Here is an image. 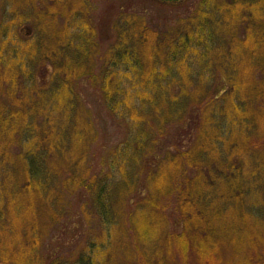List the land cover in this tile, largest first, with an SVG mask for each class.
<instances>
[{"label":"trees","instance_id":"obj_1","mask_svg":"<svg viewBox=\"0 0 264 264\" xmlns=\"http://www.w3.org/2000/svg\"><path fill=\"white\" fill-rule=\"evenodd\" d=\"M27 3L34 17L12 20L54 46H31L38 71L30 46H9L19 94L12 81L0 106V264L37 255L40 240L28 234L12 251L3 244L45 215L55 221L60 190L86 193L99 230L70 260L38 264H110L118 234L142 264V250L150 264H264V0H202L196 18L162 39L125 4L104 51L91 0ZM81 80L125 129L99 172Z\"/></svg>","mask_w":264,"mask_h":264},{"label":"rangeland","instance_id":"obj_2","mask_svg":"<svg viewBox=\"0 0 264 264\" xmlns=\"http://www.w3.org/2000/svg\"><path fill=\"white\" fill-rule=\"evenodd\" d=\"M201 2L202 0H185L177 4H157L152 0H91V13L90 18H88L96 26L104 51L112 42L116 33L112 26L117 21L120 6L126 4L132 7L131 11L142 17L149 30L155 32L156 36L159 35L158 39H162L165 35L181 30L185 24L196 18ZM18 16H24L29 20L34 17L31 5L27 3V0H0V31L6 25H8L7 30L9 31L5 38L0 37V106L2 107L10 102L8 92L11 82L16 80L18 83L17 77L13 80V75L17 73V69L13 70L16 67L10 68L9 65L14 64L15 60H19V56L10 60V55H8L9 46H30L25 57L29 62L30 69L34 71L35 69L38 71L41 67L37 66L35 68V61L39 59L38 47L31 46H54L51 37H48L49 35L42 38L39 32L29 26V23L22 26L15 24L13 20ZM216 16L219 20L220 14L218 13ZM59 22L61 24L62 20L59 19ZM5 46H8V48ZM47 67L50 69L49 64H47ZM15 85L17 94H19V83ZM79 90L87 107L92 112L93 123L98 132V140L92 146L91 154L93 170L99 172L102 168V161L107 157L108 152L124 139L125 129L114 122L105 110L99 89L90 87L87 83L82 84L81 80ZM53 196L59 198L58 201H54V211L52 210L54 213L60 209V214L57 212L59 220L57 218L54 221L53 216L45 215V220L37 223L36 228L25 225L20 232L17 230L10 231V247L8 243L3 241L5 243L3 245L7 246L8 251L10 249L12 251L25 241L27 234V237L39 239L40 243L37 246L35 257L32 254L20 255L22 260L24 258L26 264H38L39 260L37 261L35 258L40 256L49 263L57 259L68 261L82 250V244L88 240L90 233L99 230L98 221L90 214V207H86L88 202L84 191L78 190L76 193H69L68 190H60ZM22 210L19 206L16 207L15 216L20 217ZM20 221L24 222L25 220L19 219L15 224L18 225ZM172 226L171 223L170 228ZM2 239L4 240V235H2ZM112 243L114 247L113 255L108 257H111L109 259L110 264H142L137 260L138 256L135 254L130 236L118 234L112 239ZM140 247L144 248L142 245ZM146 248H149V246ZM141 254L148 264L152 262L151 253L142 250ZM141 254L140 256H142Z\"/></svg>","mask_w":264,"mask_h":264},{"label":"water","instance_id":"obj_3","mask_svg":"<svg viewBox=\"0 0 264 264\" xmlns=\"http://www.w3.org/2000/svg\"><path fill=\"white\" fill-rule=\"evenodd\" d=\"M162 3H168V4H177L181 1H185V0H159Z\"/></svg>","mask_w":264,"mask_h":264}]
</instances>
